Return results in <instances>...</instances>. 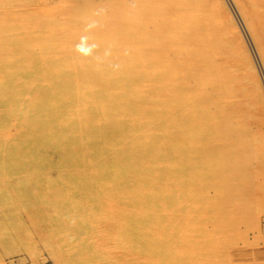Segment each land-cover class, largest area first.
<instances>
[{
	"label": "bare ground",
	"instance_id": "1",
	"mask_svg": "<svg viewBox=\"0 0 264 264\" xmlns=\"http://www.w3.org/2000/svg\"><path fill=\"white\" fill-rule=\"evenodd\" d=\"M114 1H96L93 17H84L75 31L59 27L53 45L39 47L33 71L12 69L21 68L19 60L33 58L45 32L39 41L41 32L35 29L16 39L11 50L16 54L8 60L0 54V85H6L0 99L8 102L2 109L6 131L0 136V160L24 163L37 150L35 164L48 168L40 176L41 187L19 186L18 192L29 214L48 221L42 230L67 252L65 263H77L86 249L98 263L102 257L101 264H166L164 256L177 253L168 238V213H179L185 202H173L168 180H177L181 187L175 193L185 197L196 190L195 175L198 182L211 176L222 154L234 150L219 135L230 116L223 114L218 72L204 57L211 35L199 21L201 0ZM239 2L264 37V0ZM111 16L113 23H103ZM113 32L122 38L115 49ZM39 60L41 68L35 66ZM62 160L65 165L58 170ZM93 222L106 225L114 255L116 249L107 245L97 254L84 237ZM178 222L182 236L185 222Z\"/></svg>",
	"mask_w": 264,
	"mask_h": 264
},
{
	"label": "rangeland",
	"instance_id": "2",
	"mask_svg": "<svg viewBox=\"0 0 264 264\" xmlns=\"http://www.w3.org/2000/svg\"><path fill=\"white\" fill-rule=\"evenodd\" d=\"M96 1L99 2V0H0V54L2 56L4 54L8 60L11 52H13V55L16 54V50L11 51L14 47L13 42L16 43V39L20 37L22 40L23 35L25 37L28 31L32 32L35 29L36 33L41 32L37 34L39 41L42 38V33L45 32V34L43 33L44 44L41 40L37 41L38 45H35L34 52L37 54H33V58L27 59L28 61L19 60L22 61L20 62L21 68L18 65L15 69H12L15 72L21 69L19 70L21 73L26 68H29L30 71L35 70L33 64L36 63V58L34 57L39 56V49H41L39 47L47 46L49 42L48 45H53L52 40L55 41L56 37L60 35L58 33L59 27H62V30L66 32L69 28L75 31L84 17H93L94 10L99 5ZM116 1L120 2L119 0L114 2ZM127 1L133 2V0ZM41 4L49 7L42 11L45 7ZM54 4L55 7H53ZM30 6H33V8H27ZM201 6L204 8L199 9V21H205L202 26L204 25V28L209 29L208 33L211 35L208 45L209 54H204V57L209 59L210 62H207L212 63L215 71L218 72L221 84H219L217 90L224 96L222 101L225 107L223 108V114H225L224 117L230 116L228 117L229 124L224 125L223 128L221 127L219 135H223L224 139H227L230 143L232 142L234 150L222 154L220 158L222 163L216 166L218 168L213 166V169H219L220 171L209 170L211 179L209 176L202 177L204 180L198 182L199 178L195 175L197 180L193 183L190 181V183L196 184L195 186L198 188L195 189H198V192L196 190L190 192L189 190V192H186L188 194L185 197L178 195L175 190L177 188L179 190L180 184L177 180H168V184H170V189L168 188L170 190L169 195L173 193L171 198L173 202L185 201L186 203H182L183 207L179 213L175 214L174 212L172 214L173 210H169L172 215L168 213V217H170L169 225L171 226V228L169 226L168 238L170 237L173 243L172 248L177 250V253L174 254L173 251L172 253L170 251L168 256H164L160 260L166 264H242V262L243 264H264V195H262L264 194V97H262V94H264V76L262 77L264 75V37H261V33L259 35V32L255 30L250 18L247 16L248 11L239 0H201ZM91 12L92 14H90ZM110 19L105 20L106 22L103 21V23H113L114 17L111 16ZM239 28L240 30H238ZM40 29H45V31H40ZM39 34H41V37ZM112 38L115 43L113 49L122 46V38L119 33L115 34L113 32ZM3 44L5 47L2 46ZM113 44L111 45L110 42L108 46L112 47ZM238 49L242 50L239 52ZM45 53L47 56L52 54L48 51ZM109 57L111 59L112 54ZM1 60L0 57V62ZM25 62L30 63L28 65ZM41 63L43 62L35 66L41 68V65H39ZM256 70L260 71V79ZM0 91V97L3 94L5 95L6 85H0ZM24 98L27 99V97ZM7 104V100L2 103L0 99V136L2 131H6L3 127L2 109ZM28 154L25 159H29L24 163L16 159L15 163L6 161V158L5 163L0 160V264H74L72 262L65 263L67 252L60 248L62 246L59 243V245L57 243L53 245L49 240L50 238L47 237V233L42 230L41 226L48 223V221L40 217L34 218L32 214L28 213L27 203L21 204L25 198L21 197L18 192L19 186L23 189L41 187L39 181L43 177L40 178V176H43V171L48 169L45 166L35 164L37 163V150ZM170 157L171 154H169V164L171 163ZM59 163L56 168L61 170L65 165V160ZM169 170L172 171L171 168ZM214 171L216 172L214 173ZM216 173L218 175H215ZM213 175H215L214 178ZM174 183H177V185ZM259 183L262 187L258 186ZM259 189L263 190V193ZM23 207H26V209ZM183 212L185 214H182ZM60 215L63 216L64 214ZM89 218H91L90 214L84 215L87 222H90ZM136 219L138 220V218ZM141 219L142 217L139 218V220ZM175 219L176 221L177 219L181 220V223L178 222L179 224L185 222V225H182L185 226V231L182 229V236L177 232ZM93 223L85 235L82 233L90 242L92 248L95 249L97 254L102 249L105 250L103 248L105 245L112 249L115 242L111 247L110 241L105 236L108 234L107 228L104 227L106 225L102 222H99L100 224ZM66 231V235L72 237L71 232ZM168 238L167 240H169ZM182 238L184 239L181 240ZM85 251L86 249L82 251L81 255L84 256L80 257L75 264H101L102 257L98 263L94 259L95 254ZM112 251L111 255H114L117 249Z\"/></svg>",
	"mask_w": 264,
	"mask_h": 264
}]
</instances>
